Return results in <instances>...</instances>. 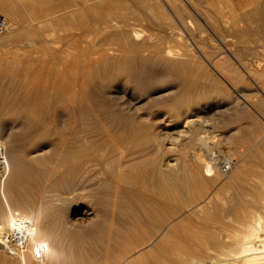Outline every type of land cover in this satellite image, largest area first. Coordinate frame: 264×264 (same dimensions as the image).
Instances as JSON below:
<instances>
[{"label": "rangeland", "instance_id": "374dc122", "mask_svg": "<svg viewBox=\"0 0 264 264\" xmlns=\"http://www.w3.org/2000/svg\"><path fill=\"white\" fill-rule=\"evenodd\" d=\"M137 1H103L109 7L101 13L96 0H0L14 12L10 17L0 10L9 25L0 36V223L14 211L27 237L31 226L43 227L40 238L51 249L44 261L63 253L47 236L54 228L69 255L112 264L127 252L115 247L117 241L161 191H175L178 202L163 200L164 225L144 223L146 230L153 227L146 234H154L151 251L157 249L155 237L174 220L179 230L194 228L228 194L264 195V0H191L201 16L187 9L181 20L188 27L167 1L161 9L170 10L164 12L175 30L169 19L158 15L170 30ZM130 8L141 14L130 15ZM100 47L114 52L107 49L104 58L96 53ZM181 58L185 68L177 65ZM210 60L219 63L216 71ZM92 158L98 159L94 165L83 163ZM207 161L213 175L205 174ZM224 164L230 165L227 172ZM156 170L164 177L160 185ZM119 172L129 174L122 175L126 181L115 182ZM207 192L206 202L190 211ZM140 247L129 254L141 253Z\"/></svg>", "mask_w": 264, "mask_h": 264}, {"label": "bare ground", "instance_id": "6f19581e", "mask_svg": "<svg viewBox=\"0 0 264 264\" xmlns=\"http://www.w3.org/2000/svg\"><path fill=\"white\" fill-rule=\"evenodd\" d=\"M95 1V0H92V2ZM98 3H97V6H98V9L99 11L98 12H104L108 7L105 5V6H102L103 1H108L107 3L109 4H113L114 1L116 0H96ZM137 1V0H136ZM139 3L140 2H143L144 5H142L141 7V10H144V11H149L151 16H156V18L158 17V15L162 16V18L164 17L165 19H169V26L170 28L172 29L173 27V22H170L172 21V19H170L167 14L164 12L166 10V12L168 13L170 10L172 13H176V15H180L181 17L179 18L181 20V18L183 17L182 15H184L186 12H188V10H190L191 8L193 9V11L197 14V16H201L200 15V10L198 9V7L195 6V4H193V2L191 0H180L181 2L183 1V4H185L186 6H188L187 8L183 6V4L181 3H178L177 1L174 2V0H138ZM137 1V2H138ZM146 1V2H144ZM167 6L169 7V11L166 8V6L164 5V3H168ZM179 1V0H178ZM192 2V5L190 4ZM174 2V3H173ZM138 3V5H140ZM142 4V3H141ZM164 6H163V5ZM90 5V4H89ZM93 5V4H92ZM104 5V4H103ZM88 6V5H87ZM94 6V5H93ZM165 7L164 10H162L161 8ZM95 7V6H94ZM107 7V8H106ZM111 7V6H110ZM172 7V8H171ZM262 7V6H261ZM92 8V7H91ZM97 8V7H96ZM95 8V9H96ZM190 8V9H189ZM173 9V10H172ZM188 9V10H187ZM191 9V10H192ZM0 10L3 11L6 16H10V17H13L14 15V12L12 10V7L9 5V4H0ZM126 11L130 13H135L137 15L141 14V11L140 10H134V8H130V9H127ZM143 11V12H144ZM175 11V12H174ZM258 11V9L256 10ZM260 11V10H259ZM142 12V13H143ZM190 12V11H189ZM262 12V11H261ZM188 14H192L191 12L188 13ZM259 14V13H257ZM131 15V14H130ZM134 15V14H132ZM170 16V14H168ZM174 15V16H176ZM184 16H187V15H184ZM210 16V15H209ZM263 18H264V14H262ZM98 17V16H96ZM100 18H102V16H99ZM98 17V18H99ZM190 17V16H189ZM188 17V18H189ZM204 17V16H203ZM99 18V22H102ZM161 17H158V19H160ZM161 18V19H162ZM187 18V19H188ZM205 18V17H204ZM233 18V17H232ZM104 19V17H103ZM166 19V20H167ZM185 19L184 18V23H183V18H182V23L181 24H184L185 27L187 26L186 22H185ZM191 19H192V16H191ZM200 19V18H199ZM224 19V17H223ZM231 19V18H230ZM91 20V19H90ZM105 20V19H104ZM156 20V19H155ZM209 20V19H208ZM221 20V19H220ZM161 22L163 21L160 20ZM194 21V20H193ZM197 21V20H196ZM215 21V20H214ZM82 22V21H81ZM104 22V21H103ZM168 22V21H166ZM195 22V21H194ZM204 24L206 26H208V22L206 23L205 21H203ZM236 22V21H235ZM162 23H165L164 21ZM161 23V25H163ZM172 23V24H171ZM196 23V22H195ZM234 23V22H233ZM84 24V23H83ZM102 24V23H101ZM105 24V23H104ZM194 24V23H193ZM110 25V24H108ZM112 25V24H111ZM167 26V28H169L168 24H164ZM172 25V26H171ZM9 25L7 24V27ZM91 26V24H90ZM98 26V25H97ZM101 26V25H100ZM103 26V25H102ZM126 26V25H125ZM165 26V27H166ZM195 26V25H194ZM219 26V25H218ZM7 27L6 29L0 33V36L1 34L3 35V33L7 30ZM92 27V26H91ZM90 27V28H91ZM108 27V26H107ZM113 27V26H112ZM188 27V26H187ZM262 27L264 28V23H262ZM99 28V27H98ZM104 28V27H103ZM118 28V27H117ZM121 28V27H120ZM127 28V27H126ZM133 28V27H132ZM163 28V27H162ZM169 28V30H170ZM9 30V29H8ZM131 30V29H129ZM167 30V29H166ZM168 30V31H169ZM172 30H175L174 27ZM171 30V31H172ZM220 30V29H219ZM95 31V30H94ZM112 31V30H111ZM119 31V30H118ZM125 31V30H124ZM133 31V29L131 30ZM130 31V32H131ZM221 31V30H220ZM231 31V30H230ZM240 31V30H239ZM8 32V31H7ZM14 32V31H13ZM12 32V33H13ZM122 31H120L119 33L121 34ZM130 32H127L129 35ZM6 33V32H5ZM10 33V34H12ZM101 33V32H100ZM115 33V32H114ZM173 33V32H172ZM171 33V34H172ZM7 34V33H6ZM16 34V33H15ZM106 34V33H105ZM125 35V33H122V35ZM169 34V35H171ZM252 34V33H251ZM77 35V34H76ZM81 35V34H80ZM168 35V34H167ZM7 36L9 35H4L3 39H6ZM172 36V35H171ZM2 37V36H1ZM12 37V35H11ZM101 37V36H100ZM111 37V36H109ZM114 37V36H112ZM123 36H121L122 38ZM126 37V35L124 36ZM12 38H16V37H12ZM84 38V37H83ZM190 38V37H189ZM9 38H7L8 40ZM176 39V38H175ZM209 39V38H208ZM215 39V38H214ZM101 40V39H100ZM106 40V38H105ZM109 40V39H108ZM178 40V39H177ZM79 41V40H78ZM93 41V40H92ZM96 41V40H95ZM111 41V40H110ZM127 42V41H126ZM193 42V41H192ZM198 42V41H197ZM214 42V41H213ZM219 42L222 43V41L219 39ZM80 43V42H79ZM94 43V42H93ZM99 43V41H98ZM116 43V42H115ZM122 43V42H121ZM85 44V43H84ZM123 44V43H122ZM121 44V45H122ZM126 44V43H125ZM124 44V45H125ZM128 44V42H127ZM138 44H141V43H129V45H138ZM100 45V44H99ZM104 45V44H103ZM101 45V46H103ZM120 45V44H119ZM143 45V43H142ZM142 45H140L139 47H141ZM145 45V44H144ZM186 45V44H185ZM191 45V44H190ZM223 45V44H222ZM251 45V44H250ZM87 46V45H85ZM92 46V45H91ZM126 46V45H125ZM202 46V45H201ZM214 46V45H213ZM216 46V45H215ZM134 47V46H133ZM132 47V48H133ZM149 47V46H148ZM203 47V46H202ZM222 47V46H220ZM98 48V47H97ZM116 48V47H115ZM119 48V47H118ZM122 48V47H121ZM120 48V49H121ZM124 48V47H123ZM126 48V47H125ZM136 48V47H135ZM138 48V47H137ZM143 48V47H142ZM201 48V47H199ZM206 48V47H205ZM226 48V47H225ZM89 49V48H88ZM107 49L108 48H99L98 50H96V53H99L98 55H101V56H105L107 54ZM113 49V48H112ZM157 49V48H156ZM91 50V49H90ZM115 50V49H114ZM118 50V49H117ZM129 50V49H128ZM228 50V49H227ZM236 50V49H235ZM108 51H111V48L110 50L108 49ZM127 51V50H126ZM125 51V52H126ZM132 51V50H131ZM134 51V50H133ZM156 51H159V50H156ZM221 51V50H220ZM90 52V51H89ZM114 52V51H113ZM113 52L111 51V53L113 54ZM128 52V51H127ZM227 52V51H226ZM88 53V52H87ZM116 53V52H115ZM190 53V52H189ZM187 53V54H189ZM198 53V52H197ZM225 53V52H224ZM233 54L232 57L236 59V57H239L238 54L236 55V53L232 52ZM121 54V53H120ZM203 54V53H201ZM219 54H222V53H219ZM68 55V54H67ZM89 55V53H88ZM87 55V56H88ZM114 55H117V54H114ZM156 55V54H155ZM235 55V57H234ZM243 55V54H242ZM86 56V57H87ZM91 55H89L90 57ZM182 56V55H181ZM185 56V55H184ZM207 56V55H206ZM204 56V57H206ZM222 56V55H221ZM72 57V56H71ZM188 57V56H187ZM196 57V56H194ZM193 57V58H194ZM200 57V56H199ZM94 58V57H93ZM98 58V57H97ZM100 58V57H99ZM102 58V57H101ZM106 58V57H104ZM122 58V57H121ZM219 58H220V55H219ZM218 58V59H219ZM227 58V57H226ZM91 59V58H90ZM125 59V58H124ZM180 59V58H179ZM178 59V60H179ZM184 59V58H183ZM187 59V58H186ZM222 59V58H221ZM122 60V59H121ZM173 60V59H172ZM185 60V59H184ZM181 60L179 61V63L177 65H179L180 67H186L187 66V61H184ZM189 60V59H188ZM216 60V59H215ZM237 60V59H236ZM241 60V59H240ZM88 61V60H87ZM176 61V60H175ZM193 61V60H192ZM196 61V60H195ZM212 60H210L211 62ZM220 62V60H218ZM223 61V60H222ZM85 62V61H84ZM101 62V61H100ZM115 62V61H114ZM121 62V61H120ZM170 62V61H169ZM194 62V61H193ZM198 62V61H197ZM242 62V61H241ZM92 63V62H91ZM97 63V62H96ZM122 63V62H121ZM239 63V62H238ZM106 64V63H105ZM114 64V63H113ZM175 64V63H174ZM197 64V63H196ZM219 63L218 62H215L214 60L212 61V63H209V65L213 68V70L216 71L215 69V66L217 67ZM240 64V63H239ZM110 65V64H109ZM200 65V64H199ZM93 66V65H92ZM118 66V65H117ZM190 66H191V63H190ZM193 66V65H192ZM90 67V66H89ZM220 67V66H219ZM242 69L243 71L245 72V74L247 76H250L251 72L248 68L244 66H242ZM88 68V67H87ZM115 68V67H114ZM122 68V66H121ZM178 69V68H177ZM188 69V68H186ZM194 69V68H193ZM241 69V70H242ZM256 69V68H255ZM118 70V68H117ZM179 70V69H178ZM183 70V69H182ZM192 70V69H191ZM181 71V70H180ZM184 72V71H183ZM182 72V73H183ZM190 72V71H189ZM243 72V73H244ZM253 72V71H252ZM188 74V73H187ZM244 74V75H245ZM185 75V74H184ZM186 76V75H185ZM190 76V74L188 75ZM241 76V75H240ZM252 76V75H251ZM177 77V76H176ZM192 77V76H190ZM254 80V79H253ZM181 81V80H180ZM255 81V80H254ZM160 82V81H158ZM189 82H187L188 84ZM191 84V83H190ZM189 86V85H188ZM186 87V86H185ZM184 87V88H185ZM65 89V88H64ZM261 89V88H260ZM262 134V133H261ZM264 134V133H263ZM263 136V135H262ZM127 142V141H126ZM63 144V143H62ZM74 144V143H73ZM61 145V144H60ZM74 146V145H73ZM80 147V146H79ZM90 147V146H89ZM113 147V146H112ZM61 148V147H60ZM53 151V150H52ZM61 151V149H60ZM62 152V151H61ZM60 152V153H61ZM87 152V151H86ZM92 152V151H91ZM54 154V153H53ZM62 154V153H61ZM68 154V153H67ZM79 155V154H78ZM201 155V154H200ZM55 156V155H54ZM83 157L82 155H79V157ZM88 156H90L88 154ZM87 156V157H88ZM60 157V156H59ZM70 157V155H69ZM109 157V156H108ZM76 158V157H75ZM78 158V157H77ZM85 158V157H84ZM83 158V159H84ZM89 158V157H88ZM97 158V157H96ZM123 158V157H122ZM43 159V158H42ZM47 159V157H46ZM57 159V158H56ZM70 159H73V158H70ZM81 159V158H79ZM37 160V159H36ZM75 160V159H74ZM97 160L98 159H95V158H92L91 160L90 159H87V161L83 162L86 166H88L91 162L92 165L95 164V161L97 163ZM207 160V159H206ZM56 161V160H54ZM100 161V159H99ZM115 162V160H113ZM65 162V160H64ZM70 162V161H69ZM73 162V161H72ZM75 162V161H74ZM80 162V160H79ZM109 162V161H107ZM113 162V165H115V169L114 170H119V167L121 166L120 165V161L116 162L114 164ZM21 163V162H20ZM60 164V163H59ZM69 164V163H68ZM75 164V163H74ZM83 164V165H84ZM100 164V162H99ZM22 165V164H21ZM37 165V164H36ZM44 165V164H43ZM54 165V164H53ZM104 165V164H103ZM108 165V164H107ZM111 165V164H110ZM112 165V166H113ZM60 166V165H59ZM227 166L230 168V165L227 164ZM90 167V166H88ZM111 167V166H110ZM223 165H221V170L222 172L223 169H222ZM47 168V167H45ZM52 168V167H51ZM72 168V167H71ZM121 168V167H120ZM54 171H55V167H53ZM85 169V167H84ZM110 171H113L114 170H111L109 169ZM121 170V169H120ZM51 171V170H50ZM86 171V170H85ZM115 171V172H116ZM126 171V170H125ZM158 172V170H156ZM79 172V171H78ZM87 172V171H86ZM129 172V170H128ZM52 173V171H51ZM120 174V172H119ZM119 174L117 173V175L119 176ZM126 173H123L122 175H124ZM199 174V173H198ZM205 174H212L213 175V166L207 161L205 163ZM248 174V173H247ZM116 175V174H115ZM121 175V174H120ZM120 176L118 178L115 179V182L116 180L120 179L121 180V177L123 178L124 176H126L128 178L127 175H124V176ZM172 175V174H171ZM19 176H20V173H19ZM116 177V176H115ZM131 174H130V177L131 178ZM138 177V176H137ZM212 177V176H211ZM157 182L158 185H160V181L162 179H164V177L162 178L161 177V174L158 172V175H157ZM162 178V179H161ZM200 180H197V181H200L199 183L204 187L206 186V182L207 179L205 180H201V178H204L202 176H198L197 179ZM126 178H123L122 180L123 181H126L125 180ZM132 179V178H131ZM119 180V181H120ZM135 180V179H134ZM209 180V179H208ZM212 180V179H211ZM210 180V181H211ZM214 180V179H213ZM12 181V180H11ZM16 181V180H15ZM172 181V180H171ZM175 181V180H174ZM215 181V180H214ZM219 181V180H217ZM118 182V181H117ZM129 182H130V179H129ZM209 182V181H208ZM212 182V181H211ZM119 183V182H118ZM122 184H124L125 182H120ZM119 183V184H120ZM128 184V182H126ZM133 183V181H132ZM216 183V182H215ZM235 183V182H234ZM250 183V182H249ZM253 183V182H252ZM10 184L11 186L13 187V190H14V187H16L15 185H12V183H9V189H10ZM173 184V183H172ZM208 184V183H207ZM256 184V183H255ZM156 185V184H155ZM176 185V184H175ZM212 185H213V182H212ZM263 185V184H262ZM153 186V185H152ZM11 187V189H12ZM125 187V186H124ZM171 187V186H170ZM169 187V188H170ZM240 187V186H239ZM263 187V186H262ZM158 188V187H157ZM163 188V187H162ZM10 189V190H11ZM16 189V188H15ZM166 189V188H165ZM163 189V190H165ZM168 189V188H167ZM173 189V188H172ZM206 189V188H205ZM259 189V188H258ZM264 189V188H262ZM157 190V189H156ZM201 190V189H200ZM207 190V189H206ZM256 190V189H255ZM159 192V189L157 190ZM166 191V190H165ZM165 191L162 193L159 192V198L154 201V203L152 202V205L150 206H147L145 208V210L143 211V213H140L142 215H140L141 217L138 218L137 222H133L135 224L134 227H132L133 225H131L132 228H129L131 229L129 232L126 233V235L124 234V232H126V230L122 233L123 236L125 235L124 239H123V236L122 238L119 237V239H123L121 242L117 241L115 244V247H117V249H119L120 251H125L127 250V252H125L126 254H129V253H132L130 251H128V249L130 248V250H135L136 248H138L139 246H141L140 248H146L145 250L143 249H140L138 252V254L134 255V254H129L128 257L126 258L125 256V260L124 261H121V257L124 258V254L121 256L120 254V257H116L117 261H113L112 264H115V262H117L116 264H264V195L262 194V192H260L261 194L258 193V190H257V193L259 194L257 196V194H254L256 195V198L254 199L253 197H248L247 196V193H235V194H228V196L225 197V200L223 201V204L216 210H213L214 211H210V212H205L204 214V218L202 219L203 222H199V226H195L194 228H188L185 229V228H182L183 230H179V226H178V221H176V227L177 229L175 230L174 228H176L174 226L175 223L172 222V224H168L167 226H165L164 228L161 227L162 225H164L165 221H162V207L163 208H166L165 207V203L163 204V200L165 199L167 201V199H170L172 201L176 200L174 195L172 192H175V191H172L170 192L169 189L168 193H165ZM202 191V190H201ZM236 191V190H235ZM243 191V190H242ZM234 192V191H233ZM191 193V191H190ZM194 193V192H193ZM197 193V192H196ZM199 193V192H198ZM208 193V192H207ZM12 194V193H11ZM177 194V193H176ZM195 194V193H194ZM196 195V194H195ZM198 195V194H197ZM196 195V196H197ZM209 195L210 193L206 194L204 196V198L202 199L201 197V200L196 202L194 205H191L188 209H190V211L194 208H199L201 207V204L209 198ZM249 195V194H248ZM201 196L198 195V197ZM253 198V199H252ZM16 199V198H15ZM164 200V201H165ZM210 200V199H209ZM150 201V200H149ZM169 201V200H168ZM177 201V200H176ZM178 202V201H177ZM176 202V203H177ZM204 202V203H205ZM212 202V201H211ZM139 203V202H138ZM175 203V202H174ZM217 203V202H216ZM140 204V203H139ZM146 204H149V203H146ZM168 204V203H167ZM215 204V203H214ZM164 205V206H163ZM213 205V203H212ZM134 206V205H133ZM141 206V205H140ZM208 206V205H207ZM214 206V205H213ZM204 207V206H203ZM217 207V205H216ZM168 208V207H167ZM10 209V208H9ZM142 209V208H141ZM205 209V208H204ZM11 210V209H10ZM165 210V209H164ZM168 210V209H166ZM165 210V212H166ZM206 210V209H205ZM169 211V210H168ZM167 211V212H168ZM189 211V212H190ZM193 211V210H192ZM196 211V210H195ZM204 211V210H203ZM14 212V211H13ZM12 211H7L6 212V221L4 224L0 223V264H85L87 262H89V260L86 258V253H83L86 255L84 258H86V261H83V256L80 255V257L82 258H79V256L76 254V256H71L69 255V252L67 251V249L65 247L62 246V244L64 243L63 239H62V235L61 234H58V232L56 233V231H54V228L52 230V228H50V231L47 232V230L44 228V230H46V232L48 233L47 236L48 238L51 240V242H55L56 245H57V248H59V250H62L63 253H61L60 256H55V255H52L54 257L52 258H49L45 260V257L49 256L50 254V251L51 249L49 248L48 244H47V240H44L42 238H40V234H41V231L42 228L41 227H35V226H31L30 228V231L27 233L29 234V237H27V235H25V233L27 232L26 230V227L22 226V223L20 222H17L16 221V214L13 213ZM136 212V211H135ZM142 212V211H141ZM172 212V211H171ZM133 213V212H131ZM164 213V212H163ZM174 213V212H172ZM175 213H178V212H175ZM180 213V212H179ZM196 214V213H195ZM169 214L166 213V216L168 217ZM179 215V214H178ZM189 215V214H188ZM192 215V213H191ZM190 215V216H191ZM173 216H175V214H173ZM172 216V217H173ZM196 216V215H195ZM193 215V217H195ZM5 217V216H4ZM3 217V218H4ZM171 217V216H170ZM171 217V218H172ZM177 217V216H176ZM199 216H197L198 218ZM59 217H57L58 219ZM175 218V217H173ZM180 218V217H179ZM178 218V219H179ZM163 219H164V215H163ZM177 219V218H176ZM182 219V217H181ZM199 219V218H198ZM201 219V218H200ZM19 220V218H18ZM21 220V219H20ZM132 220V218H131ZM136 220V218H135ZM168 220L169 217H168ZM191 220V219H190ZM1 221V219H0ZM4 221V220H3ZM38 221V220H37ZM153 223L154 225L155 224H160L161 225V221L163 222V224L160 226L161 228H163V231L161 233H159L157 235L158 238L155 237V244L157 242V249L156 251H151L149 249V246L150 244L152 243L151 242V238L152 236L154 235H151L148 239L147 235L148 234L147 232H150V230H153V227H151L150 230H146L147 228H145L143 225L144 223L148 222L149 223ZM182 221V220H181ZM181 221H179L181 223ZM63 222V221H62ZM171 222V221H170ZM192 222V221H191ZM60 223V222H59ZM131 223V222H130ZM146 223V224H148ZM184 223V222H183ZM188 223V222H187ZM197 223V222H196ZM37 224V223H36ZM61 224V223H60ZM64 224V223H63ZM62 224V225H63ZM198 224V223H197ZM33 225V224H32ZM48 225V224H47ZM37 226V225H36ZM56 226V225H55ZM147 226V225H146ZM153 226V225H151ZM156 226V225H155ZM183 226V225H182ZM185 226V225H184ZM183 226V227H184ZM53 227V226H51ZM65 227H67L65 225ZM65 227H62V228H65ZM68 228V227H67ZM156 228V227H155ZM157 228H159V225L157 226ZM159 228V229H161ZM180 228H181V225H180ZM27 229H29L27 227ZM49 229V228H48ZM19 232V234H16L15 232ZM170 230H175L177 231L178 233L176 234V232H174V236L171 238L168 236L170 232ZM59 231V230H58ZM108 231V230H107ZM121 231V230H120ZM123 231V230H122ZM155 231V229H154ZM159 231V230H157ZM104 232V231H103ZM160 232V231H159ZM14 233L16 235H14ZM46 234V233H45ZM120 234V233H119ZM152 234V231L151 233ZM118 235V234H117ZM121 236V235H120ZM149 236V235H148ZM71 237V236H70ZM79 237V236H78ZM73 238V237H72ZM77 238V236L73 239ZM108 238V237H107ZM110 238V237H109ZM169 238V239H168ZM65 240V239H64ZM70 240V239H69ZM79 240V239H78ZM118 240V238H117ZM153 241V240H152ZM76 242V240H75ZM114 242H115V239H114ZM54 243V244H55ZM154 243V242H153ZM152 243V244H153ZM75 245L76 244H79V246L81 247L82 244H80V242H77V243H74ZM101 244V243H100ZM56 245H55V248H56ZM103 245V243H102ZM79 246H76L77 248V252H80L82 251L81 248H79ZM156 246V245H155ZM71 247V246H70ZM95 247V246H94ZM54 249V248H53ZM75 249V248H74ZM78 249L80 251H78ZM117 249L115 250V253H117ZM76 250V249H75ZM118 250V251H119ZM154 250V249H152ZM38 251V255L37 256L35 254V252ZM119 251V253H120ZM138 251V250H137ZM72 253V252H71ZM108 253V252H107ZM80 254V253H79ZM106 254V252H105ZM109 254V253H108ZM107 255V254H106ZM78 256V257H77ZM109 256V255H108ZM117 256V255H116ZM89 257V256H87ZM113 257V256H112ZM111 257V259H112ZM115 257V256H114ZM38 258H41L42 262H38L37 263V259ZM90 258V257H89ZM92 258V257H91ZM102 260V259H101ZM101 260H95L97 262V264H99L101 262ZM92 261V259H91ZM105 261V260H104ZM94 262V261H93ZM103 262V261H102ZM101 262V264H102ZM87 264H91V262L87 263ZM95 264V263H94Z\"/></svg>", "mask_w": 264, "mask_h": 264}, {"label": "built area", "instance_id": "2783aa9c", "mask_svg": "<svg viewBox=\"0 0 264 264\" xmlns=\"http://www.w3.org/2000/svg\"><path fill=\"white\" fill-rule=\"evenodd\" d=\"M7 24V19L2 14H0V33H2L6 29ZM222 169L224 172H227L229 170V167L227 166V164H224Z\"/></svg>", "mask_w": 264, "mask_h": 264}]
</instances>
